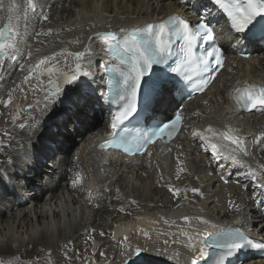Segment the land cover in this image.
Listing matches in <instances>:
<instances>
[{"label":"bare ground","instance_id":"1","mask_svg":"<svg viewBox=\"0 0 264 264\" xmlns=\"http://www.w3.org/2000/svg\"><path fill=\"white\" fill-rule=\"evenodd\" d=\"M33 2L34 11L28 8L27 0H3L0 6V28L11 17L15 22L12 43L16 40L15 47L6 49L0 59V128L5 120L10 122L14 108L10 105L4 109L1 105L14 96V103L33 106L31 112L20 116L18 123L23 121L24 127L8 134L3 144L6 129H0V151H5L0 152V169L9 178L0 184V238L4 239H0L3 241H0V264H123L129 246L145 249L137 264L187 263L203 255L201 236L211 228L224 226L237 213H248L243 188L246 184L252 186L254 178L264 179V136L260 137L264 133V114L251 118L235 114L225 95L229 83L236 78L264 80V58L248 69L240 62L226 73L223 83L208 97L215 101L211 106L204 105L203 99L191 101L186 107L189 117L186 137L173 150L161 155L151 149L145 156L132 159L118 152L100 157L97 153L84 155V149L80 152L75 143L70 153L47 159V170H56L60 188L33 194L30 192L34 188L20 183L21 174L42 169V164L34 156L29 160L25 156L41 151L51 113L74 89L73 83L64 82V67L70 65L75 69L79 63L85 70L96 54L103 60L102 47L96 42L102 32L114 33L141 24L155 14L183 9L174 2L155 0ZM9 5L14 6L11 13ZM85 49L89 51L77 60L74 54ZM45 57L50 59L36 68ZM51 67L53 70L49 71ZM53 78L60 80L61 92L48 98L47 92L41 91ZM92 79L90 74L82 82ZM36 81L42 85L39 87ZM96 82H100V74L96 75ZM82 91L89 93L86 89ZM13 116L18 117V113ZM209 128L217 134L228 128L236 130L234 134L243 138L246 152L219 135L212 137ZM194 131L209 136L223 155L217 156L208 144L194 138ZM232 155L240 164L225 158ZM250 171L255 175H250ZM237 178L244 179V184ZM42 179L46 181L44 175ZM47 196L52 200L41 208L47 203ZM119 211L129 217L116 220ZM205 220L208 222L204 223ZM122 223L126 224L122 229L131 224V230L139 227L147 234L153 226L160 232L162 226L170 224L178 237L166 246L154 245L148 243V237L133 232L126 242L116 240L113 245L100 248V240L113 229L119 230V234ZM103 242L106 244L107 240ZM148 253L155 261L145 258ZM96 257L100 261L96 262ZM20 260L25 262L19 263Z\"/></svg>","mask_w":264,"mask_h":264},{"label":"snow or ice","instance_id":"2","mask_svg":"<svg viewBox=\"0 0 264 264\" xmlns=\"http://www.w3.org/2000/svg\"><path fill=\"white\" fill-rule=\"evenodd\" d=\"M182 2L187 4L189 0H182ZM215 3L227 13L231 21V27L236 33L244 34L243 38L250 41L255 39L264 40V24H261L257 28L259 21H264V0H236L235 3H229L226 0H215ZM2 5L3 0H0V6ZM27 5L28 8L33 11L35 10L36 5L33 0H27ZM8 11L9 13L12 12L11 5H9ZM44 19H47V16ZM121 31L124 32L122 37H118L112 32L98 34L107 46V54L111 57V61L114 62H110L105 67V71L119 73L122 77L123 87L118 95L120 99L127 97L125 101L127 107L113 118L111 124L114 130L112 139L101 143L99 147L102 150L119 149L128 156H134L142 150H146L149 143L161 136L171 139L182 120L180 115H176L175 119L170 123L154 125L151 131L144 133L142 136L138 134L131 138L120 135L116 131L119 124L131 117L136 111V98L138 94L142 92L147 94L157 89L162 94L166 89L168 81L163 78V74L153 72V68L154 66L167 63L168 57L171 54L172 38L175 37L177 40H183L184 44L181 47L182 59L176 63L175 67L170 66L169 71L178 75H184L185 79H190V74L193 73L196 75H199L200 72L211 73L213 64L217 66L215 70L218 71L223 67V60L221 49L215 43H212L211 47L201 48L198 56L194 52V43L197 38L202 37L207 42L215 40L214 30L206 20H202L195 26H192L183 17L173 15L166 20L148 23L133 30L121 29ZM12 35L14 33L11 26V17H9V23L0 28V56L5 55L6 49L15 47V44L12 43ZM88 51L89 49H85V52H78L74 55L77 60H80ZM49 59V57H45L40 60L36 68L45 64ZM49 71L52 70L49 69ZM150 73L157 76L156 81L151 79ZM89 75L90 72L82 70L81 65L77 63L74 74H64V82L71 84L78 81L80 77H87ZM27 79L28 77H25V80ZM211 80V75L202 79L198 85V90L204 91L208 84L211 83ZM60 91L58 86L53 85L52 94H58ZM237 93V103H243L245 107H248L249 102H252L251 107H256L258 97L260 98L259 103L264 104V87L257 90L255 87L245 86L242 89H238ZM207 131L211 133L212 137L219 135L224 140L230 141L240 151L246 152L243 138L234 134L236 130L228 128L227 131L219 134L211 128ZM192 135L194 138H199V140L208 144L217 156L223 155L218 144L212 142L211 138L203 132L194 131ZM261 136H264V133ZM225 158L231 159L235 164H240V161L234 155ZM250 175H255V173L250 171ZM6 179H9L7 173L3 169H0V184L4 183ZM21 179L25 178L21 177ZM225 182L227 183V181ZM73 186H75V182ZM176 191L178 192L179 190ZM193 191L198 192L199 190L193 189ZM236 207L239 209L238 205ZM184 219L188 220V217H184ZM203 222L207 223L208 221L205 220ZM144 234L147 236V233ZM183 234L185 236L188 235L186 232ZM210 235L215 236L216 240L213 244L207 246L220 249L219 258L214 261V264H225L226 258L235 256L244 248H264V243L254 242L245 232L239 229L234 231L225 230L223 233ZM124 239L127 240V237ZM144 251L143 247L132 248L129 246L124 253L125 259L123 264H137ZM191 264H199L198 259H193Z\"/></svg>","mask_w":264,"mask_h":264},{"label":"rangeland","instance_id":"3","mask_svg":"<svg viewBox=\"0 0 264 264\" xmlns=\"http://www.w3.org/2000/svg\"><path fill=\"white\" fill-rule=\"evenodd\" d=\"M51 70H53V68L51 67L50 68ZM38 74V71L37 72H35V73H33V75H31V78L33 77V76H35V75H37ZM48 80H50V79H48ZM36 84L40 87L42 84H41V82H39L38 83V81H36ZM41 92H43V91H41ZM15 98V96L13 97V99ZM13 99H10L9 101H7L4 105H1V107L2 108H8V107H10V105H19V104H21V102H19V101H16L15 103L13 102ZM22 101V100H21ZM19 102V103H18ZM14 103V104H13ZM28 105V104H27ZM16 112V110H14V108L13 109H11V113H12V118H14V119H12L11 118V120H10V122L9 121H7V120H5V123H4V126L2 127L1 126V130L4 128V129H6V134H5V140H2V139H0V140H2V144L5 142V141H7L8 140V138H7V135L8 134H10L11 132H15V130L16 129H19V128H21V127H24V123H23V121H20V123H18V121L20 120V116H22V115H24V114H27V113H29V112H27V113H18V117H14L13 116V113H14V115L15 114H17V112ZM262 134V133H261ZM261 134H260V137H261ZM2 146V145H1ZM0 146V147H1ZM77 146V145H76ZM1 153H3V152H5V151H0ZM17 154V153H16ZM18 154H20V153H18ZM19 156V155H18ZM21 158V157H20ZM219 165V164H218ZM241 183L242 184H244L243 183V181H241ZM109 190V189H108ZM197 193H194V194H192V195H196ZM178 199V198H177ZM181 202V199H179V201H178V203H180ZM39 205H41V204H39ZM120 214V215H119ZM122 216H124L123 218H128L129 217V215H126L125 213H123L122 211H119L118 213H117V215H116V217H115V219L116 220H118L119 218H121ZM131 218V217H130ZM176 220H181V219H176ZM131 225V224H130ZM130 225L129 226H127V228H126V230L125 229H122L123 227H125L126 226V224L125 223H122L121 224V229H120V233L118 234V232H119V230H115V229H113V231H112V233L110 234V235H108L104 240H100V244H99V246H100V248H102V247H104L105 245H113L115 242H116V240H118V241H121V242H126L127 240H125L124 238L125 237H129V235H130V233L132 234L133 232H137L138 234H140L141 236H144L145 238H147L148 237V239H149V241H148V243H154V245H157V243L158 244H160V243H164V246H166L167 244H168V242L169 241H172V240H174L175 239V237H178V235H176V233H175V231H173L174 229L171 227V225L170 224H168V225H164V226H162L161 227V230H160V232H157V228L155 227V226H153L152 227V229H148V232H149V234H147V236H145V234L144 233H146V232H144L143 233V230L141 229V228H139V227H137V228H135V229H132L131 230V227H130ZM166 226H169V227H166ZM129 227V228H128ZM165 228H166V231H165ZM141 231H140V230ZM124 230V231H123ZM131 230V231H130ZM153 230V231H152ZM172 230V231H171ZM126 231H127V233H126ZM125 232V233H124ZM114 233L116 234V236H113L114 235ZM157 234V235H156ZM153 236V237H152ZM158 236V237H157ZM160 237V238H159ZM153 238V239H152ZM0 239H2V240H4L3 238H0ZM2 240H0V241H2ZM105 240H107V243L106 244H104V242L103 241H105ZM163 241V242H162ZM3 242V241H2ZM95 242H97V241H95ZM111 242H112V244H111ZM75 243H79V241L78 240H75ZM99 248V247H98ZM92 251H93V249H91ZM91 251V252H92ZM89 253V254H92V255H94V253ZM98 254V253H97ZM96 254V255H97ZM149 254V253H148ZM41 255L42 254H40L39 255V258L41 257ZM149 256H151L150 254H149ZM96 262H98V261H100V259H98L97 257L94 259ZM150 260H153V259H150ZM21 262H25L24 260H20L19 261V263H21ZM80 264V263H79Z\"/></svg>","mask_w":264,"mask_h":264},{"label":"clouds","instance_id":"4","mask_svg":"<svg viewBox=\"0 0 264 264\" xmlns=\"http://www.w3.org/2000/svg\"><path fill=\"white\" fill-rule=\"evenodd\" d=\"M1 59V58H0ZM48 155H49V150L47 149V148H43L42 147V149H41V151H39V152H36L35 154H34V158L35 159H37L40 163H44L45 161L42 159V156L43 157H46V160L48 159ZM25 158L26 159H30V158H32V153L31 152H29V155L26 157L25 156ZM47 164V163H46ZM45 164V165H46ZM28 172H33V170H26L25 171V173H23V174H21V177H24V175H26ZM44 172H46V170H44ZM48 177H50V178H52V177H54V175H48ZM29 194V193H28Z\"/></svg>","mask_w":264,"mask_h":264},{"label":"water","instance_id":"5","mask_svg":"<svg viewBox=\"0 0 264 264\" xmlns=\"http://www.w3.org/2000/svg\"><path fill=\"white\" fill-rule=\"evenodd\" d=\"M3 57V56H0V58ZM53 85H56L59 87V82L58 81H54V83L51 85V87L49 88V92H52V89H53ZM27 110V109H26Z\"/></svg>","mask_w":264,"mask_h":264}]
</instances>
